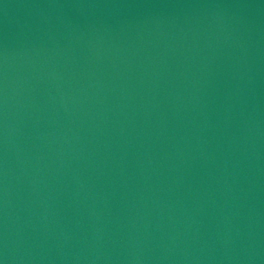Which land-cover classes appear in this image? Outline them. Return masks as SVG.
<instances>
[{
	"label": "water",
	"instance_id": "obj_1",
	"mask_svg": "<svg viewBox=\"0 0 264 264\" xmlns=\"http://www.w3.org/2000/svg\"><path fill=\"white\" fill-rule=\"evenodd\" d=\"M0 264H264V0H0Z\"/></svg>",
	"mask_w": 264,
	"mask_h": 264
}]
</instances>
